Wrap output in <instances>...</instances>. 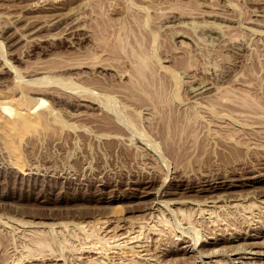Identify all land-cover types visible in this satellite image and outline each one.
Listing matches in <instances>:
<instances>
[{"label":"rangeland","instance_id":"obj_1","mask_svg":"<svg viewBox=\"0 0 264 264\" xmlns=\"http://www.w3.org/2000/svg\"><path fill=\"white\" fill-rule=\"evenodd\" d=\"M133 50L204 160L191 139L189 163L165 151ZM220 91L258 110L212 114ZM1 103L0 264H264V0H0Z\"/></svg>","mask_w":264,"mask_h":264},{"label":"bare ground","instance_id":"obj_2","mask_svg":"<svg viewBox=\"0 0 264 264\" xmlns=\"http://www.w3.org/2000/svg\"><path fill=\"white\" fill-rule=\"evenodd\" d=\"M135 49H137L136 47H134ZM133 48H131V50H132ZM136 52H137V50H135ZM135 51L133 50V54L135 55ZM139 51V50H138ZM138 53V54H137ZM136 53V60H137V64H136V66L134 67V72H135V75L134 76H136L135 77V80H134V83L136 82V87H137V90H138V87H139V89H140V91H141V94H137L136 96H137V99H135V100H137V101H140V102H142V103H140V104H142L143 106L144 105H148L147 107H145L146 109H147V111H151V110H153L154 112H155V114H157V117H158V123L160 124L161 123V129H160V137H161V139H162V141L164 142V145H165V148H166V150L165 151H167V153H168V155L169 156H171L176 162H178V163H180V165H184V163L186 164L187 162L189 163L190 161H192L191 160V158H189L187 161H185V162H183L186 158H187V156H188V154H189V149H187L186 148V146H185V144H186V141L188 140V139H191V141L193 142V145H194V147H193V151L195 150V149H199L201 152H202V154H201V157L199 158V161H202V160H204V157H205V155L208 153V149H207V147L205 146V145H203V143L202 142H204V141H200L198 138H197V136H195V134H196V132H195V134H194V131H190L191 129H193L192 128V125L194 126L195 124H193V123H195V118L194 117H192V116H190L191 114H188V116H190V117H185V115H176V111L174 112V108H173V106H172V102H170L171 100L173 101V99H175L174 97H176V96H172L171 97V99H169V97L171 96H169V97H166V95L168 94L167 92H164V93H166V95H163L162 93L163 92H160V93H157V91L156 92H152L151 90L153 89V88H155L156 87V90L159 88V84L161 85V83H159L158 82V85H157V83H156V80L155 79H157V78H155L156 76H155V74L153 73V75L152 74H147V75H152V76H154V78L155 79H152V80H154V83H152V84H155V85H157V86H153V88H151V84H150V81H149V79L150 78H148V80H147V78H146V71L145 70H147L146 69V67H147V56H143L142 54H140V52H137ZM142 53H143V51H142ZM150 69H152V68H150ZM151 72H153V71H151ZM150 72V73H151ZM150 79V80H151ZM157 81H159V80H157ZM133 84V83H132ZM139 86H138V85ZM162 85L164 86V84L162 83ZM160 86V88H162L163 86ZM131 86H133V85H131ZM136 87H135V89H136ZM133 88H134V86H133ZM133 88H131L130 87V90H132V91H134L133 90ZM164 88V87H163ZM151 89V90H150ZM225 89V88H224ZM225 90H227V89H225ZM230 90V89H229ZM231 90H233V89H231ZM136 91V90H135ZM151 91V92H150ZM158 91H162V90H159L158 89ZM221 91H224V90H221ZM220 91V93H221V95L219 94V92H218V94H219V96H220V98H221V96L222 97H225L226 99H228L226 102L228 103V104H226V103H224V105L225 106H223V104H221V103H223V102H221V101H219L218 99H219V97H215L216 95H218V94H216L214 97H213V99L211 98V99H209V100H211V103H210V105L211 106H209L210 107V109H211V112H212V114H219V108L220 107H222V108H220L221 110L222 109H224V110H226L230 115L232 114V115H236V113H238V114H240L239 116H243V115H245L244 117H246L247 116V111H245V110H248V111H251L252 109H253V111L257 108V110H258V107H259V104H260V101H258L256 98H255V100H257V101H255L254 99H253V97H250L249 99H247L246 98V96H245V94H243L244 95V97H242L243 95L242 94H240V93H235V92H233V93H231L230 91H225L224 93L223 92H221ZM139 91H137V93H138ZM223 93V94H222ZM238 96L239 94L241 95V96H238V98L236 97V95ZM162 94V95H161ZM136 96L134 95V96H131V98H136ZM140 97V98H139ZM168 98V99H167ZM224 98V99H225ZM225 99V100H226ZM251 99V100H250ZM133 100V99H132ZM134 100V101H135ZM170 100V101H169ZM176 100V99H175ZM221 102V103H220ZM259 102V103H258ZM209 103V102H208ZM257 103H258V105H257ZM169 104H171V105H169ZM262 105H264V104H262ZM261 105V106H262ZM142 106V107H143ZM171 106H172V108H173V110H172V108H171ZM237 106V108H238V110L241 108V110H234V108L233 107H236ZM149 107V108H148ZM263 107V106H262ZM262 107H260V109L262 108ZM151 109V110H150ZM243 109H245V110H243ZM234 110V112L235 113H232V111ZM261 110H263L264 111V109L262 108ZM260 110V111H261ZM256 111V110H255ZM260 111H258V112H260ZM262 112V111H261ZM175 113V114H174ZM184 113H186V112H183V114ZM255 114L257 113V112H254ZM12 114H13V110H12V108L9 106V105H6V104H0V115L1 116H3V117H6L7 119L8 118H10L11 119V116H12ZM40 114H41V112H40ZM193 114H194V116H195V114L196 113H194L193 112ZM41 115H43V113L41 114ZM220 115V114H219ZM182 116H184V118H180V117H182ZM214 116V115H213ZM225 116V115H224ZM239 116H235L236 118L237 117H239ZM16 117V116H15ZM198 117V116H197ZM196 117V118H197ZM218 116H216V118H217ZM222 117H223V115H222ZM234 117V116H233ZM240 117V118H241ZM244 117H243V119H244ZM256 117V116H255ZM239 118V119H240ZM248 118V120H250L251 118H249V117H247ZM247 118H245L243 121H245V120H247ZM6 119V120H7ZM15 119V118H14ZM14 119H13V121H14ZM220 119V118H219ZM238 119V118H237ZM201 120V119H200ZM240 120H242V119H240ZM247 120V122L249 123V121ZM8 121V120H7ZM220 121H221V119H220ZM259 121V120H258ZM197 122V121H196ZM219 122V121H218ZM246 122V121H245ZM253 122V121H252ZM255 122H256V120H255ZM254 122V123H255ZM11 123V122H10ZM224 123H226L225 121H224ZM228 123V122H227ZM258 124H257V126L259 125V123H260V121L259 122H257ZM3 124H7V123H3ZM232 124V123H231ZM230 123H229V125H231ZM234 124V123H233ZM232 124V125H233ZM236 124V123H235ZM251 124V123H250ZM219 125H221V123H219ZM218 125V126H219ZM226 125V124H225ZM240 125H238V127H239ZM254 126V125H253ZM257 126H256V128H257ZM219 127H221V126H219ZM224 127V126H223ZM222 127V128H223ZM229 126H227L226 125V129H228V131L224 128L223 130H222V132H224V130H226L227 132H229V130H231V129H233V127L232 128H228ZM245 127H246V125H245ZM249 127H251V126H249ZM191 128V129H190ZM216 128H217V126H216ZM246 128H248V127H246ZM252 128V127H251ZM250 128V129H251ZM219 129L220 128H218V131H219ZM193 130H195V129H193ZM215 130H217V129H215ZM213 131L214 133L216 132V131ZM221 130L219 131V132H221ZM234 130V129H233ZM235 130H236V132L237 133H235L234 132V134H232L233 136H235V134H238V136H237V138L239 137V139L240 140H242L243 142H244V144L246 143L247 144V142L249 143V145H250V143H251V145H253L254 144V146L255 145H257V144H259V143H257V144H255L256 143V141H252L251 142V140H254L253 139V136H255V134H256V132H255V134H254V130L252 131V133H253V136L249 133H243L242 132V129H238V128H235ZM245 130H247V132H248V129H245ZM245 130H243V131H245ZM225 131V132H226ZM232 131V130H231ZM256 131H258V130H256ZM259 132V131H258ZM231 133H233V132H231ZM216 134V133H215ZM228 134H230V132L228 133ZM261 133H259L258 134V136L260 135ZM186 137H185V136ZM217 135V134H216ZM223 135H224V133H223ZM231 135V134H230ZM225 136V135H224ZM225 137H227V136H225ZM264 137V136H263ZM229 138V137H228ZM256 138V137H255ZM231 139V138H230ZM239 139H237V140H239ZM257 139V138H256ZM255 139V140H256ZM258 139H260V143L261 142H263V141H261V139L262 138H259L258 137ZM264 139V138H263ZM237 140H236V142H237ZM247 141V142H246ZM205 143V142H204ZM238 143H240V142H238ZM237 143V144H238ZM226 144V143H225ZM228 145H229V142L227 143ZM245 144V145H246ZM248 145V146H249ZM250 145V146H251ZM262 146H258L259 147V150L261 149L262 150V147H263V145L264 144H261ZM234 146V145H233ZM243 146V145H242ZM246 147H247V145H246ZM245 147V148H246ZM256 147V146H255ZM257 147V148H258ZM243 148H244V146H243ZM244 148V149H245ZM254 148V147H253ZM240 149H241V147H240ZM239 148H237V147H228V149H226L225 148V150H222L221 152H217L216 153V155L217 156H219V158L221 159V160H223L225 163H231V162H234V161H236V160H239V159H241V157L243 156L242 155V151L240 150ZM250 150H252V147L251 148H249ZM249 149H247L246 148V151H248ZM256 149V148H255ZM227 150V151H226ZM243 150V149H242ZM249 150V151H250ZM254 150V149H253ZM264 150V149H263ZM208 162V160L207 161H205V162H203V163H207ZM203 174V173H202ZM202 176V175H201ZM255 177V176H254ZM215 178V177H214ZM205 179V178H204ZM199 180H200V178H199ZM215 180V179H214ZM192 181V180H191ZM197 181V180H196ZM208 180H203V182L204 183H209V182H207ZM194 182H195V180H194ZM251 182V181H250ZM204 183H201L202 185H206V184H204ZM214 184H216V183H219L218 181H216V182H213ZM187 184V183H186ZM195 184V183H194ZM210 184V183H209ZM193 185V184H192ZM200 185V184H199ZM198 185V186H199ZM242 185V184H241ZM186 186H188V185H186ZM195 186H196V184H195ZM254 186V185H253ZM213 188H214V186H213ZM189 189V188H188ZM192 189V188H191ZM194 189V188H193ZM198 189V188H197ZM185 190V189H184ZM204 190V189H203ZM206 190V189H205ZM132 191V190H131ZM157 191H159V190H157ZM136 192V191H135ZM144 192V191H143ZM209 192V191H208ZM215 201V200H214ZM213 204V203H212ZM127 205H129V204H127ZM125 206V205H124ZM131 206V205H130ZM262 206V205H261ZM156 207V206H155ZM217 207V206H216ZM160 208V207H159ZM220 208V207H219ZM128 209V208H127ZM182 212V211H181ZM213 212V211H212ZM188 216H189V214H188ZM187 216V217H188ZM186 217V218H187ZM164 220V219H163ZM166 221V220H165ZM164 221V222H165ZM139 224H141V223H139ZM142 225V224H141ZM146 225V224H145ZM151 225V224H150ZM154 225H152V227L151 228H149V229H152V228H155V227H153ZM257 226V225H256ZM140 229V228H139ZM158 229V228H157ZM34 231V230H33ZM131 231V230H130ZM145 231V230H144ZM147 231V230H146ZM151 231H153V230H151ZM155 231V230H154ZM157 231V230H156ZM159 231V230H158ZM36 232H40L39 234L41 235V234H43L41 231H36ZM142 232V231H141ZM141 232L138 230V231H136V232H134V234L133 235H130V236H126L125 235V240L123 241V242H125L126 240L127 241H129V242H138L139 240V237H141ZM251 232V231H250ZM157 233H159V232H157ZM238 233V232H237ZM128 234V233H127ZM31 235V234H30ZM32 235H33V233H32ZM36 235V236H35ZM122 235V234H121ZM149 235V234H148ZM117 236V235H116ZM29 238H31V240H32V237H30V236H28ZM34 237H37V234H34ZM39 237H43V236H39ZM182 238V237H181ZM246 238V237H245ZM35 239H37L38 240V242H40L39 241V239L38 238H35ZM35 239H33V240H35ZM42 240H43V238H41ZM113 239V238H112ZM227 239V238H226ZM225 239V240H226ZM103 239H101V241H102ZM48 240L46 239V240H43L42 242H47ZM100 241V242H101ZM103 241H105V240H103ZM33 242H35L36 244H38L37 242H36V240L35 241H33ZM108 242V241H107ZM146 242V241H145ZM34 243V244H35ZM117 243V242H116ZM144 243V242H143ZM142 243V244H143ZM35 244V245H36ZM41 244H43V243H41ZM41 244H40V246H41ZM49 244V243H48ZM48 244H46V245H48ZM103 244H105V243H103ZM114 244V243H113ZM194 244V243H193ZM247 244V243H246ZM257 244V243H256ZM260 244V243H259ZM34 245V246H35ZM135 245V244H134ZM140 245V244H139ZM185 245H187V244H185ZM37 246V245H36ZM91 246H92V244H91ZM113 246V245H112ZM112 246H110V247H112ZM121 246V245H120ZM128 246V245H127ZM193 246V245H192ZM93 247V246H92ZM119 247V246H118ZM117 247V248H118ZM131 247V246H130ZM238 247V246H237ZM131 248H133V247H131ZM216 248V247H215ZM250 248V247H249ZM86 249V248H85ZM88 249V248H87ZM98 249V248H97ZM138 249V248H137ZM178 249V248H177ZM217 249V248H216ZM239 249V248H238ZM116 250V249H115ZM120 250H121V248H120ZM119 250V251H120ZM134 250V249H133ZM210 250V249H209ZM237 250V249H236ZM132 251V250H131ZM100 252V251H99ZM106 252V251H105ZM117 252V251H116ZM145 252V251H144ZM212 252V251H211ZM238 252V251H237ZM115 253V252H114ZM126 253V252H125ZM124 253V254H125ZM133 253V252H132ZM138 253V252H137ZM136 252H135V254H137ZM100 254V253H99ZM130 254V253H129ZM128 254V255H129ZM245 254V253H244ZM252 254H260L259 252H257V251H255V250H253V253ZM94 255V254H93ZM98 255V254H97ZM121 255V254H120ZM87 256V255H86ZM104 256V255H103ZM143 256V255H142ZM255 256V255H254ZM262 255H260V257H261ZM147 257V256H146ZM145 257V258H146ZM257 257V256H256ZM123 258V257H122ZM103 259V258H102ZM132 259V258H131ZM90 260H93V259H90ZM95 260V259H94ZM93 260V261H94ZM248 262H250V261H248ZM260 262V261H259ZM33 263V262H32ZM97 263V262H96ZM40 264V263H39ZM193 264V263H192ZM199 264V263H198Z\"/></svg>","mask_w":264,"mask_h":264}]
</instances>
